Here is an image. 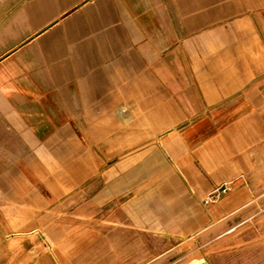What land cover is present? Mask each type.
Returning <instances> with one entry per match:
<instances>
[{
  "label": "crops",
  "instance_id": "1",
  "mask_svg": "<svg viewBox=\"0 0 264 264\" xmlns=\"http://www.w3.org/2000/svg\"><path fill=\"white\" fill-rule=\"evenodd\" d=\"M263 191L264 0H4L0 264H154Z\"/></svg>",
  "mask_w": 264,
  "mask_h": 264
},
{
  "label": "rangeland",
  "instance_id": "2",
  "mask_svg": "<svg viewBox=\"0 0 264 264\" xmlns=\"http://www.w3.org/2000/svg\"><path fill=\"white\" fill-rule=\"evenodd\" d=\"M4 0H0V8ZM149 139L146 132L124 131V139ZM159 136L154 137L157 144ZM149 142V141H148ZM149 147H122L124 166L130 161L141 159L150 152ZM127 162V163H126ZM234 225L228 226L227 219L216 222L196 236L185 239L183 243L171 244V252L157 259L154 264L176 262L179 257L204 254L215 264H264V191L254 198L249 205L229 217Z\"/></svg>",
  "mask_w": 264,
  "mask_h": 264
},
{
  "label": "built area",
  "instance_id": "3",
  "mask_svg": "<svg viewBox=\"0 0 264 264\" xmlns=\"http://www.w3.org/2000/svg\"><path fill=\"white\" fill-rule=\"evenodd\" d=\"M231 189H232L231 186H229L227 184L223 185L222 187L215 188L213 190V192L209 195V197L206 199L205 203L208 204L211 201L216 200L217 198H219L221 196L222 192H228Z\"/></svg>",
  "mask_w": 264,
  "mask_h": 264
}]
</instances>
